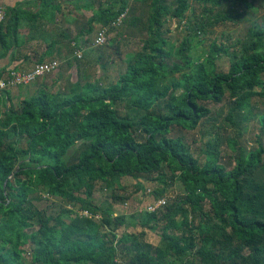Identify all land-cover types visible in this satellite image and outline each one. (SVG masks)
Returning <instances> with one entry per match:
<instances>
[{"label": "trees", "instance_id": "1", "mask_svg": "<svg viewBox=\"0 0 264 264\" xmlns=\"http://www.w3.org/2000/svg\"><path fill=\"white\" fill-rule=\"evenodd\" d=\"M195 1L202 20L188 26L193 34L181 38L175 48L179 61L169 69L164 65L174 47L165 48L168 30L162 25L182 20L188 0H174L172 8L166 0H149L140 48L107 85L95 78L65 91L53 77L18 103L8 90L0 92V264H264V29L244 43L211 41L190 56L208 26L241 22L230 5L253 8L254 2ZM25 2L0 5L6 12L0 58H15L26 44L23 25L34 31L45 9L58 10L53 0H33L40 4L36 11L23 7ZM127 3L91 9L88 24L112 31L110 24L127 13ZM90 31L88 26L83 33ZM221 58L224 67L218 66ZM226 94L231 106L218 123L206 103H220ZM119 102L126 110L121 116L114 110ZM251 119L257 132L247 146L241 140ZM196 127L208 137L200 156L181 136H169L173 128ZM228 128L236 137L226 136ZM222 143L231 151L227 163L212 151ZM128 176L155 184L147 190L151 202L164 199L174 184L181 188L154 213L128 218L131 228L159 236V246L139 242L143 233L118 235L126 217L93 203L97 184L122 190L120 181ZM142 190L137 182L135 192ZM111 198L127 199L113 193ZM48 200L70 209L51 216L35 207Z\"/></svg>", "mask_w": 264, "mask_h": 264}, {"label": "rangeland", "instance_id": "2", "mask_svg": "<svg viewBox=\"0 0 264 264\" xmlns=\"http://www.w3.org/2000/svg\"><path fill=\"white\" fill-rule=\"evenodd\" d=\"M173 1L166 0V4L172 8L171 4ZM115 3L116 0H53L52 4L58 5V10L45 9L43 18L37 21L34 26V31L30 32L31 28L29 26L28 29L25 25L21 27V33H24L26 30L25 33L30 32L29 36L34 33L40 36L43 47L49 44L51 40L53 43H56L54 46H63L60 49L63 55L70 54L71 44L66 41V38L74 39L75 42L73 43L81 50V59H78L76 62H74V58L69 61V64H67L66 60L63 62L61 59H56L59 62V69L56 73L59 75H52V73L45 76L43 80H37L35 84L38 83V87L42 84L49 85L50 79L53 77L59 79V82L55 84L56 88L65 91L74 88L76 83L83 84L86 81L92 82L95 78L102 79L101 84L107 85L113 82L117 75L124 71L125 64L139 50L141 40L145 37L142 26L144 25L148 12L149 0H128L127 13L123 15V22L121 20L118 25L111 26L113 30L110 32L106 31L104 44L100 47H95L92 44L98 25L88 24V20L91 17V9H114ZM87 5H89L88 8L86 7ZM22 6L28 7L32 11L40 8V4L36 2H25ZM188 6V10L182 20L169 19L162 25V29L168 30L164 35L166 41L165 48L168 49L170 45L174 47L169 60L164 65L165 69H169L171 63H177L179 61L175 48L183 36L190 34L192 36L193 31L188 26H197L202 20V6L195 0H188ZM252 7L248 8L236 3L232 6L230 5L232 13L237 11L241 14V22L233 24L230 21H226L218 25L208 26L201 36L203 42L190 51V56H198L201 54L203 50L207 49L211 41L231 45L235 44L237 40L244 43L250 35L254 37L256 31L264 29V0H254ZM131 19L134 21L129 23ZM88 26L91 27V31L83 33ZM79 32H82V34L78 35ZM193 44H196V42H193ZM99 56L100 58L98 59ZM68 57L70 58L71 55ZM225 63L226 58H221L218 61V66L224 67ZM101 71L102 76L98 74ZM33 88L35 89L34 86ZM206 105L211 109V115L218 117V123L224 119L231 106L227 94L220 103L207 102ZM114 110L120 116L126 114V110L120 102L115 104ZM245 114L248 113L245 112ZM255 121V119L250 120L241 140L247 146L251 145L257 132ZM204 133H206V129L200 127H196L192 131L173 128L169 136H181L183 141L189 145L192 154L194 156H200L203 143L208 140V137L203 135ZM223 134L221 133V135ZM235 134V129L228 128L226 133L227 137L234 138L236 137ZM212 147L214 148L213 150ZM212 147L208 151L212 150L217 152L222 156L223 162L227 163V158L231 154V151L226 147L225 143ZM137 182H140L144 186V190L135 192ZM120 183L125 189H114V191L105 190L102 188V185L97 184L93 195V203L98 206L111 208L114 217L117 215L126 217L125 226L117 231L118 235L126 232L138 236L140 233H143L144 237L138 239L139 242L159 246V236L151 234L140 227L131 228L128 219L130 216H133L136 221H139L140 216L143 214L142 212L145 211L147 205L151 202L147 190H152L155 184L136 179L134 176L123 177ZM180 192L181 188L177 184H174L166 189L164 199L168 200L180 194ZM112 193L115 196L127 199L119 202L114 201L111 198ZM66 206L58 200H48L35 204L37 209L44 210L47 215L51 216H55L61 207L67 209L68 206ZM201 234L206 235V230L203 229Z\"/></svg>", "mask_w": 264, "mask_h": 264}, {"label": "crops", "instance_id": "3", "mask_svg": "<svg viewBox=\"0 0 264 264\" xmlns=\"http://www.w3.org/2000/svg\"><path fill=\"white\" fill-rule=\"evenodd\" d=\"M33 2V0H0V5L4 4L6 6H15L19 2ZM26 31V30H25ZM24 31V33H25ZM22 32V36L27 39L26 44L20 48H18L15 52V58H12L10 54L7 56H2L0 58V72L2 71L3 74L2 76L4 77L9 71L11 70H19V69H24V70H29L32 69L36 64L39 63L40 57L42 55L45 56L44 61H49V60H56V59H61L63 62L66 60L67 64H69V61L73 58L72 54V48L73 47V40H71L70 44V54L68 55H63L61 52V48L63 46L58 45V46H52V40L49 42V44H46L44 47L41 42V37L36 35L35 33L31 36L26 35ZM26 35V36H25ZM51 44V45H50ZM50 45V46H49ZM76 47V45H75ZM74 48V47H73ZM72 54V55H71ZM71 55L69 58L68 56ZM52 75H59L58 73H54ZM42 80L44 78H41ZM39 79V80H41ZM36 82L25 86V87H17V88H11L8 90L9 92V97L13 103H18L26 98H29L30 96L34 95L39 88ZM41 85V84H40ZM35 87V89L33 88Z\"/></svg>", "mask_w": 264, "mask_h": 264}, {"label": "built area", "instance_id": "4", "mask_svg": "<svg viewBox=\"0 0 264 264\" xmlns=\"http://www.w3.org/2000/svg\"><path fill=\"white\" fill-rule=\"evenodd\" d=\"M124 14H120L110 25H118ZM6 12L5 7L0 8V23L5 20ZM107 29L104 27H98L93 39V46L100 47L104 44L105 34ZM74 53L73 55L77 59H81V50L75 47L73 43ZM59 68V62L57 60L43 61V63L36 64L32 69L24 70H11L4 77L0 79V92L3 90H9L11 88L25 87L37 80L44 78L45 76L54 73ZM164 199H158L147 205L146 211L149 213H154L155 211L162 208L164 205ZM80 216L87 218L88 214L86 212L80 213Z\"/></svg>", "mask_w": 264, "mask_h": 264}]
</instances>
